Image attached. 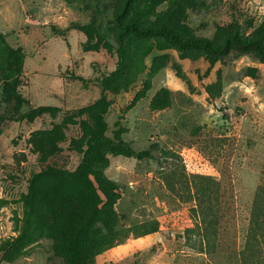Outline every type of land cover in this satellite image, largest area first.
<instances>
[{
	"label": "rangeland",
	"instance_id": "1",
	"mask_svg": "<svg viewBox=\"0 0 264 264\" xmlns=\"http://www.w3.org/2000/svg\"><path fill=\"white\" fill-rule=\"evenodd\" d=\"M122 1L0 0V264H73L68 242L90 211L79 171L113 72L89 169L102 202L79 260L264 264V55L121 35ZM129 17L219 42L259 33L264 0H134ZM32 179L36 237L3 260Z\"/></svg>",
	"mask_w": 264,
	"mask_h": 264
},
{
	"label": "trees",
	"instance_id": "2",
	"mask_svg": "<svg viewBox=\"0 0 264 264\" xmlns=\"http://www.w3.org/2000/svg\"><path fill=\"white\" fill-rule=\"evenodd\" d=\"M134 0H123L119 10L116 12L115 22L120 28L121 35L133 34L138 37L161 35L168 42L175 44L182 48L196 47L201 48L206 54H222L231 51L234 48L252 50L259 55H264V23L261 26V30L257 34L252 36H241L238 33L228 34L222 41L216 42L208 38L195 36V35H183L177 31L175 27L162 21H151L141 23L133 17H129L131 8L133 7ZM178 3H176L177 6ZM177 8V7H176ZM121 65L125 60L126 52L124 43L121 41ZM120 69V67H119ZM116 72L111 73L102 80V92L98 101L99 108L96 116V128L92 131L90 139L88 141L90 148L92 149V155L87 157L80 168L79 175L86 184V191L90 198V211L88 212L84 221H82L72 232L70 240L68 242V250L71 253V260L73 264H84L79 260L77 243L79 236L84 229H86L95 215L98 213L102 198L95 186V183L90 177L89 169L91 161L94 159L103 158L102 142L105 138V130L107 128L106 119L103 113L106 108L107 102V90L109 80L115 76ZM13 93L16 97H20L19 93L14 89ZM139 158L151 157L152 149L142 150L135 153ZM45 175L53 176L59 180H65L68 178L67 171H61L53 168L45 169ZM35 179H32L29 189L21 197L23 204V216L16 222V229L19 230L18 236L14 240H7L3 246V260H11L14 258V253L18 252L20 248L24 247L28 242L35 239L33 233L30 232L29 226L34 213L35 201H36V183ZM114 198L109 199L111 205L115 204ZM202 250H204L202 248Z\"/></svg>",
	"mask_w": 264,
	"mask_h": 264
}]
</instances>
